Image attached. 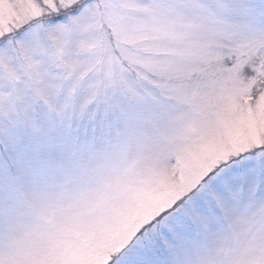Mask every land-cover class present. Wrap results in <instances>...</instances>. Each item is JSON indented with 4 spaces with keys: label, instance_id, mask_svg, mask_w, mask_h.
Returning a JSON list of instances; mask_svg holds the SVG:
<instances>
[{
    "label": "snow or ice",
    "instance_id": "snow-or-ice-1",
    "mask_svg": "<svg viewBox=\"0 0 264 264\" xmlns=\"http://www.w3.org/2000/svg\"><path fill=\"white\" fill-rule=\"evenodd\" d=\"M0 264H264V0H0Z\"/></svg>",
    "mask_w": 264,
    "mask_h": 264
}]
</instances>
